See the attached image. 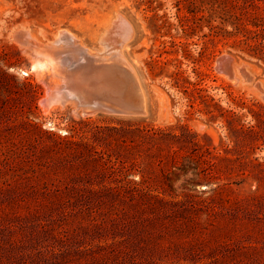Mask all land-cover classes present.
Instances as JSON below:
<instances>
[{"label":"rangeland","instance_id":"rangeland-1","mask_svg":"<svg viewBox=\"0 0 264 264\" xmlns=\"http://www.w3.org/2000/svg\"><path fill=\"white\" fill-rule=\"evenodd\" d=\"M118 15L145 114L46 111L15 33ZM0 264H264V0H0Z\"/></svg>","mask_w":264,"mask_h":264},{"label":"bare ground","instance_id":"bare-ground-1","mask_svg":"<svg viewBox=\"0 0 264 264\" xmlns=\"http://www.w3.org/2000/svg\"><path fill=\"white\" fill-rule=\"evenodd\" d=\"M111 25L112 28L110 26V30L106 31V35L102 38L104 49L98 52L81 43L69 30L60 33L58 42L48 43H43L30 30L21 29L17 34L15 33V42L32 55L33 69L41 70L44 77L46 73H49L52 78L48 94L42 101L46 111L55 106L70 105L84 115L100 112L116 114L114 110L108 109L110 107L107 100H118L128 106L141 105L146 112L147 98L140 77L124 53V46L128 42L130 43L129 40L133 35V26L122 15H118ZM87 58L93 59L96 64L107 63L112 66L111 69L108 68L101 73L99 70L93 75L96 80L91 88H95L96 95L94 96L97 98V100L92 99L93 101L86 99L83 94L70 87V81L65 71V67L72 62L81 64ZM218 64L221 66L220 63ZM222 64L226 72L236 79H234L235 81H241L232 58H223ZM246 71L249 72L247 69ZM242 81L247 83L244 79ZM87 83L90 86L89 82ZM88 94L91 92L89 91Z\"/></svg>","mask_w":264,"mask_h":264},{"label":"water","instance_id":"water-1","mask_svg":"<svg viewBox=\"0 0 264 264\" xmlns=\"http://www.w3.org/2000/svg\"><path fill=\"white\" fill-rule=\"evenodd\" d=\"M20 31V30H19ZM18 31V32H19ZM17 32V33H18ZM16 33V34H17ZM60 35L58 38L52 42H58ZM98 52V51H96ZM111 65H107V63L102 64H96L93 59L87 58V60L83 61L81 64H76L72 62V64H69L65 67V71L68 75V79L70 81V87L77 90L79 93L83 94L86 99L89 100H97L94 95L95 94V88H91V85L93 86V83L96 79H94L93 75H95L99 70L100 73L104 72L106 69H111ZM225 68V67H224ZM226 71V70H225ZM239 73L243 77L244 81L246 82H252L253 76L251 73L246 71L245 66L239 67ZM229 74V73H227ZM230 75V74H229ZM85 79V81H83ZM83 82H82V81ZM90 86L88 85V83ZM257 87L263 90V86L261 83L257 84ZM91 92V94H88V92ZM93 101V100H92ZM105 101V100H103ZM110 110H114L116 114H125V115H142L145 114L144 108H142L141 105H131L128 106L124 102L118 101V100H107ZM106 104V103H104Z\"/></svg>","mask_w":264,"mask_h":264}]
</instances>
